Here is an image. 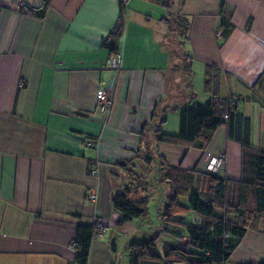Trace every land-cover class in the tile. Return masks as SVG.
Wrapping results in <instances>:
<instances>
[{
  "label": "crops",
  "instance_id": "obj_1",
  "mask_svg": "<svg viewBox=\"0 0 264 264\" xmlns=\"http://www.w3.org/2000/svg\"><path fill=\"white\" fill-rule=\"evenodd\" d=\"M44 1L42 18L0 5V264H76V228L95 220L105 232L91 239L87 264H129L130 242L152 233L135 234V219L123 222L113 206L119 193L146 199L132 178L158 169L160 158L205 172L219 152L226 159L217 176L241 177V146L225 126L205 150L160 139L163 117L162 134L179 131L173 107L236 99L251 143L264 148V0H122L118 70L104 65L103 43L119 0ZM221 8L234 26L226 38ZM172 15L188 26L180 64L178 32L165 20ZM102 85L113 89L107 113L97 109ZM262 227L248 229L225 264H263Z\"/></svg>",
  "mask_w": 264,
  "mask_h": 264
},
{
  "label": "trees",
  "instance_id": "obj_2",
  "mask_svg": "<svg viewBox=\"0 0 264 264\" xmlns=\"http://www.w3.org/2000/svg\"><path fill=\"white\" fill-rule=\"evenodd\" d=\"M41 1L40 6L27 13L42 18L46 4L44 0ZM119 1V17L103 43L110 53L109 57L119 51L118 44L124 29L123 1ZM221 14L220 29L226 38L234 26L222 8ZM165 20L169 30H177L181 45L182 36L188 27L186 20L173 15L171 19ZM190 60L191 58L183 66L189 68V71ZM233 100L236 101L235 104L232 103ZM236 104V99L229 98L173 107L172 109L180 110L177 134H162L161 127L165 117L161 119V140L202 150L207 148L215 131L225 126L228 137L241 146V177L234 180L219 177L218 173L207 170L196 172L173 168L160 158L157 181L169 186L165 204L160 210L163 220L161 229L166 234L181 239L182 245L178 247L166 242L162 248L163 253L160 254L156 242L159 229H156L155 235H146L130 242L129 264H144L147 261L157 264L160 261L164 264H225L248 229L257 230L262 224L264 231V148L261 150L251 143L250 119L238 111ZM113 206L122 213L123 222L142 217L146 210L145 204H133L128 198V192L116 194ZM190 214L196 215L197 220L187 221ZM94 228L93 225L77 226L73 240L76 264H87Z\"/></svg>",
  "mask_w": 264,
  "mask_h": 264
},
{
  "label": "rangeland",
  "instance_id": "obj_3",
  "mask_svg": "<svg viewBox=\"0 0 264 264\" xmlns=\"http://www.w3.org/2000/svg\"><path fill=\"white\" fill-rule=\"evenodd\" d=\"M161 1H164V0H158V2H161ZM172 1L176 2V0H172ZM173 5L176 6L175 3ZM173 5H171V9H172ZM151 6H153V5H151L150 3H147V5L145 4L144 8H148L149 10H151L152 9ZM174 47H175V53H174L175 54V60L180 64L181 63L180 56L182 54L180 43H178V45L176 44ZM206 167H207V165H206ZM157 170L158 169H157L156 164L153 163L150 166V170L146 173V175L143 178L138 176V178H132L131 179V177H130L131 181L132 180L136 181L135 184H133L134 192H136L137 189H138V191H140L141 190L140 186H141L143 191L146 190L144 192L147 193L146 199L143 196H141V197L138 196L135 199L131 200V202L135 205H144L145 204V207H146V210H145L146 212H145L144 217L142 216V217H139V218L134 220V224H136V226H137V230H136L135 234H138V235L141 234V236H143L144 234H147L148 232L151 233V231H152L151 234L155 235V230L159 229L156 242H158V248L160 250H162V248L166 242H169L171 244H174V245L180 247L182 245V244H180L181 239L173 237L172 235H168L164 231H162V229H161L162 228L161 224L163 223V220L161 219L160 210H161V208H163V206L165 204V201L163 200L165 186L162 184H158L156 182L157 181L156 178L158 177V171ZM143 181L147 182L146 187H145V184H143ZM140 183H142V184H140ZM180 200L183 203H185V200L183 198H180ZM189 219L194 221V219L192 218V214L187 216V221ZM133 237L134 236H132V238Z\"/></svg>",
  "mask_w": 264,
  "mask_h": 264
},
{
  "label": "built area",
  "instance_id": "obj_4",
  "mask_svg": "<svg viewBox=\"0 0 264 264\" xmlns=\"http://www.w3.org/2000/svg\"><path fill=\"white\" fill-rule=\"evenodd\" d=\"M42 4L41 0H0L1 6L11 7L19 12H28L34 7L40 6ZM122 52L118 51L113 56L109 57L106 62L105 66L118 70L122 64ZM97 109L101 113H107L111 109L113 105V89L109 86L102 85L97 90ZM233 104L236 103L235 100L232 101ZM89 145H93L92 142ZM225 154L217 153L211 156L210 160L208 161L206 170L214 173H219L225 164ZM87 199L89 201H95L96 193L93 190L88 192ZM94 232L93 237L98 236L105 232V225L102 224L100 221L95 220L94 222ZM71 247L74 248V242L71 243Z\"/></svg>",
  "mask_w": 264,
  "mask_h": 264
},
{
  "label": "water",
  "instance_id": "obj_5",
  "mask_svg": "<svg viewBox=\"0 0 264 264\" xmlns=\"http://www.w3.org/2000/svg\"><path fill=\"white\" fill-rule=\"evenodd\" d=\"M181 218H183L184 216H180Z\"/></svg>",
  "mask_w": 264,
  "mask_h": 264
}]
</instances>
